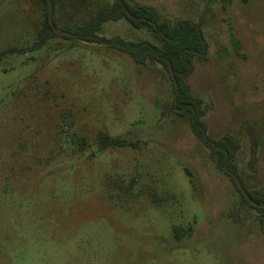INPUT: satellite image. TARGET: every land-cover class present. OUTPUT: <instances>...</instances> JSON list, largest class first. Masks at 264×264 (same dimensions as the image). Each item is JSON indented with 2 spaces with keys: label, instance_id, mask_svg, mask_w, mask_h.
<instances>
[{
  "label": "rangeland",
  "instance_id": "rangeland-1",
  "mask_svg": "<svg viewBox=\"0 0 264 264\" xmlns=\"http://www.w3.org/2000/svg\"><path fill=\"white\" fill-rule=\"evenodd\" d=\"M53 1L51 19L44 0H0V264H264V219L174 111L169 71L63 36L114 0ZM126 1L201 25L186 84L264 193V0ZM102 35L161 42L125 20Z\"/></svg>",
  "mask_w": 264,
  "mask_h": 264
},
{
  "label": "trees",
  "instance_id": "trees-1",
  "mask_svg": "<svg viewBox=\"0 0 264 264\" xmlns=\"http://www.w3.org/2000/svg\"><path fill=\"white\" fill-rule=\"evenodd\" d=\"M49 17L52 19L50 1L44 0ZM54 5V1L51 0ZM154 1V0H148ZM54 20V19H53ZM125 20L135 30L146 29L156 33L161 38L159 45L150 42H130L120 37L107 38L102 35V28L109 22ZM64 37L68 40L77 39L86 43L105 44L107 47L128 55L136 65L144 66L148 62L161 65L172 75L174 85L173 109L180 116L191 117L192 132L200 143L210 150L213 158L217 160L219 170L229 177L238 176L236 155L240 145L236 138L226 136L218 141L212 140L206 133V125L202 121L204 115L202 101L191 94L186 79L194 70V60H207L208 44L205 40L201 25L189 20L178 21L175 24L161 22L154 9L145 6H133L126 0H114L112 6L105 8L98 15L91 18L84 25L74 30L64 28ZM239 47V46H238ZM10 50L8 52H13ZM4 53H0V59ZM177 82V85L175 84ZM99 144L102 149L110 147H124L126 142L101 134ZM234 179V178H233ZM234 184L242 195L243 201L255 209L264 219V193L250 192L245 189L250 201L242 194L236 181ZM175 229V237L187 235L191 232Z\"/></svg>",
  "mask_w": 264,
  "mask_h": 264
},
{
  "label": "water",
  "instance_id": "water-1",
  "mask_svg": "<svg viewBox=\"0 0 264 264\" xmlns=\"http://www.w3.org/2000/svg\"><path fill=\"white\" fill-rule=\"evenodd\" d=\"M49 1H50L51 9L53 10L52 2H51V0H49ZM175 84L177 85L176 81H175ZM236 182H237V185L240 187L242 194L250 201V198L248 197V194L246 193L245 189L241 187L240 181L238 179H236Z\"/></svg>",
  "mask_w": 264,
  "mask_h": 264
}]
</instances>
